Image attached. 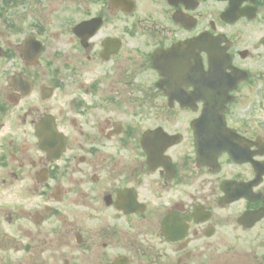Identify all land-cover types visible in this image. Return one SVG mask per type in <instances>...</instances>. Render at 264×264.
Wrapping results in <instances>:
<instances>
[{
    "label": "flooded vegetation",
    "instance_id": "obj_1",
    "mask_svg": "<svg viewBox=\"0 0 264 264\" xmlns=\"http://www.w3.org/2000/svg\"><path fill=\"white\" fill-rule=\"evenodd\" d=\"M0 264H264V0H0Z\"/></svg>",
    "mask_w": 264,
    "mask_h": 264
}]
</instances>
